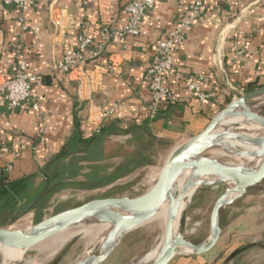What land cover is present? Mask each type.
Returning <instances> with one entry per match:
<instances>
[{
    "label": "crops",
    "instance_id": "0c3cea01",
    "mask_svg": "<svg viewBox=\"0 0 264 264\" xmlns=\"http://www.w3.org/2000/svg\"><path fill=\"white\" fill-rule=\"evenodd\" d=\"M33 1L23 31L20 11L0 0L4 77L14 75L19 61L39 74L30 100L38 112L30 104L8 109L0 99V148L8 150L0 155V166L9 180L0 188V229H12L15 219L43 199L49 172L68 184L61 190H86L77 185L105 182L139 148L141 137L173 150L240 94L264 87V0H203L197 19L173 50L168 84L178 101L154 115L148 109L146 69L155 44L187 15L194 0H154L138 37L128 38L124 47L109 44L94 65L72 75L54 67L76 47L81 27L95 40L103 28H122L129 0ZM111 61L118 71L106 70ZM199 76L208 95L204 102L187 88ZM72 168L79 171L70 176ZM196 259L206 264L207 254Z\"/></svg>",
    "mask_w": 264,
    "mask_h": 264
},
{
    "label": "water",
    "instance_id": "95a60500",
    "mask_svg": "<svg viewBox=\"0 0 264 264\" xmlns=\"http://www.w3.org/2000/svg\"><path fill=\"white\" fill-rule=\"evenodd\" d=\"M261 98H264V87L240 94L230 101L200 133L171 151L157 179L145 193L137 197L94 198L22 229H0V251L25 254L82 223L90 222L109 228L108 232L97 253L91 252L95 241L87 250L89 254L73 264H102L128 233L153 220L171 197L155 255L142 260L148 251L125 264H171L176 259L178 264H186V258L191 261L201 253L205 240L194 243L186 238L188 207L178 214V206L188 195L191 202L200 187L223 184L225 190L214 201L209 215V232L213 239L206 251L208 260L222 232L218 225L221 213L252 194L264 182V116L257 110L262 104L259 101ZM248 126L257 130L256 137L241 133L240 129ZM248 139L256 144L255 147H243L236 143ZM232 150H236L237 154ZM216 151L232 159L226 161L209 155ZM184 174L186 178L176 191L177 182ZM203 178H210L211 181L202 183ZM176 222L178 229L174 232ZM240 252L241 249L235 250L227 261ZM193 264H202V260Z\"/></svg>",
    "mask_w": 264,
    "mask_h": 264
},
{
    "label": "rangeland",
    "instance_id": "374dc122",
    "mask_svg": "<svg viewBox=\"0 0 264 264\" xmlns=\"http://www.w3.org/2000/svg\"><path fill=\"white\" fill-rule=\"evenodd\" d=\"M257 110L264 116V102L257 107ZM173 147L164 144L153 147L151 156L155 160L120 182L94 189L75 191L65 189L51 195L47 193L42 196L43 199L36 201L25 214L15 219L10 226L12 229H22L94 198L128 195L137 197L153 185ZM209 155L226 161L232 159L221 151ZM224 190L223 184H217L203 186L196 191L186 213L187 239L199 243L209 238L210 210L214 201ZM196 224L199 226L196 227ZM218 225L222 228V232L206 264H264V182L252 194L224 210L220 215ZM164 226L165 222L162 219H155L131 231L102 264H125L151 251L160 241ZM81 230H89V232ZM104 230L106 228L100 225L90 222L82 223L65 233L67 240L60 247L57 248L55 242L49 240L25 254L21 253V260L17 264H73L89 254L87 250L95 241L97 242L91 252L94 254L98 252L101 242L99 239L102 237L100 234H103ZM237 249H241V252L227 261ZM205 254L206 252L199 254L197 258ZM2 261L0 254V262ZM194 261L197 259L190 261L186 258L185 260L186 264H193ZM178 262L179 260L176 259L171 264H178Z\"/></svg>",
    "mask_w": 264,
    "mask_h": 264
},
{
    "label": "built area",
    "instance_id": "2783aa9c",
    "mask_svg": "<svg viewBox=\"0 0 264 264\" xmlns=\"http://www.w3.org/2000/svg\"><path fill=\"white\" fill-rule=\"evenodd\" d=\"M5 6L16 7L20 11L19 22L23 31L28 30L24 21L26 14L34 6L33 0H1ZM203 0H194L189 12L183 17L178 25L169 31L166 36L159 40L154 47L153 58L146 69L145 79L148 84L150 102L148 105L149 113L154 115L158 110L173 105L178 101L177 96L172 92L168 82L173 74V50L185 38L187 30L197 19ZM154 8V0H129L126 5L127 23L118 30L103 28L101 37L95 40L93 36L81 27L77 37V45L73 49H68L62 56L61 61L54 67L55 71L66 75L82 72L103 55L109 44H119L125 46L127 39L138 37L140 26L145 14ZM38 32V27L32 28ZM119 65L110 62L106 70L108 72L118 71ZM39 74L28 68L24 61H19L16 71L11 78H5L0 69V99L8 109H15L22 105L31 106L34 112L39 108L36 103H31L32 85L38 81ZM202 77L196 81L188 83L187 88L196 100L204 102L208 100V95L200 87ZM8 152L7 148H0V155ZM17 154L14 158H17Z\"/></svg>",
    "mask_w": 264,
    "mask_h": 264
},
{
    "label": "trees",
    "instance_id": "16d2710c",
    "mask_svg": "<svg viewBox=\"0 0 264 264\" xmlns=\"http://www.w3.org/2000/svg\"><path fill=\"white\" fill-rule=\"evenodd\" d=\"M252 90H255V89H249L248 92ZM139 142H140L139 148L134 153L129 155L122 165L114 169L112 174L109 177L105 178L104 180L105 182L87 184V185L78 184L77 187L79 188L84 187V188L92 189L95 187L107 186L113 183L114 181L120 178H123L124 176L130 175L131 173L139 170L146 164L151 163V160L149 159L150 147L162 145V143L156 144L154 139L150 140V139H147L146 137L144 139L141 137ZM78 171L79 169L76 170L75 168L68 170L70 176L75 175V172L77 173ZM46 177L48 178L47 190H48V193L50 194L54 193V190H58V189L61 190V189L66 188V186H68V184L64 183L62 178L57 174L49 172L48 175L46 174ZM8 181L9 180H8L7 175L4 173L3 168L0 166V188L6 185Z\"/></svg>",
    "mask_w": 264,
    "mask_h": 264
},
{
    "label": "bare ground",
    "instance_id": "6f19581e",
    "mask_svg": "<svg viewBox=\"0 0 264 264\" xmlns=\"http://www.w3.org/2000/svg\"><path fill=\"white\" fill-rule=\"evenodd\" d=\"M259 101H262L261 103H263L264 102V98H261ZM240 131H241L242 134H244L247 137H251V136L252 137H256L257 134H258L257 130L253 126L243 127V128L240 129ZM236 143L239 146H243V147H249V146L255 147V145H256V144H252V141L249 140V139L246 140V141H236ZM232 151H233L234 154H237L236 150H232ZM185 178H186V174H184L178 180L177 185H176V191H179V189L181 188ZM201 181H202V183H207V182L211 181V179L210 178H203ZM171 201H172V198L170 197V198L167 199L166 202H164V204L162 205V208L157 213V215L153 218V220L162 219L163 222L166 221V215H167V211L169 209V204L171 203ZM189 204H190V195H188V197L186 199H184V201L178 206V214L183 209L187 208ZM177 222H176V226L174 228V232H176V229H178V226H177L178 223ZM108 229L109 228H106V230L103 231L104 233L102 232L103 234H100V235H102L101 241L104 240V238L106 236V233L108 232ZM81 231L89 232V230H81ZM66 232H64V233H62V234L50 239V241H54L56 246H57V248L60 247L67 240L66 237H65V233ZM212 239L213 238L210 235L209 238L204 242V245L202 246L200 254H203V253H205L208 250V247H209ZM155 251H156V246L151 251H149L147 254H144L143 257H142V260L146 261L148 259H151L155 255ZM0 254L2 255L3 261L6 262V264H17L21 260V252L10 251V250H7V251L1 250Z\"/></svg>",
    "mask_w": 264,
    "mask_h": 264
}]
</instances>
